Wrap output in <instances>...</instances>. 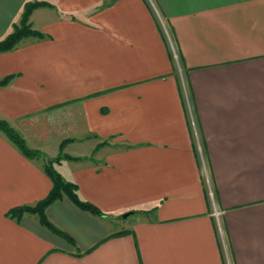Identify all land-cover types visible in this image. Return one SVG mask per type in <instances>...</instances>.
Masks as SVG:
<instances>
[{
	"label": "crops",
	"instance_id": "obj_1",
	"mask_svg": "<svg viewBox=\"0 0 264 264\" xmlns=\"http://www.w3.org/2000/svg\"><path fill=\"white\" fill-rule=\"evenodd\" d=\"M28 1L0 0V40ZM38 1L0 117L50 158L73 138L60 173L103 215L52 203L73 243L9 217L53 183L0 131V264H264V0H154L179 67L147 0Z\"/></svg>",
	"mask_w": 264,
	"mask_h": 264
},
{
	"label": "trees",
	"instance_id": "obj_2",
	"mask_svg": "<svg viewBox=\"0 0 264 264\" xmlns=\"http://www.w3.org/2000/svg\"><path fill=\"white\" fill-rule=\"evenodd\" d=\"M47 5L51 4L38 0L26 2L20 22L14 25L13 31L10 34L0 40V53L13 50L23 39L27 37L32 36L44 38L45 35L42 32L35 30L32 27L30 23V16L37 7ZM12 78L13 76H7L0 80V87L8 85ZM0 131L3 132L7 138L28 158H44V170L49 175L53 183L52 189L45 198L34 205L13 207L8 211L7 215L20 221L25 214H35L39 217V221L43 226L73 243V239L48 218L47 208L55 201L67 196L81 209L91 214L102 216L103 212L91 202L81 199L78 194V185L64 179L62 174L55 169V164L60 163L65 159H79L64 153L65 144L71 140L68 139L63 141L61 143L60 153L56 157L50 158L44 156L41 151L30 148L22 135L14 127H12L7 120L1 117Z\"/></svg>",
	"mask_w": 264,
	"mask_h": 264
},
{
	"label": "built area",
	"instance_id": "obj_3",
	"mask_svg": "<svg viewBox=\"0 0 264 264\" xmlns=\"http://www.w3.org/2000/svg\"><path fill=\"white\" fill-rule=\"evenodd\" d=\"M147 1L152 6L153 12L156 15V18L158 20L160 29H161L163 35L166 37V40L168 42L172 57H173L174 61L176 62L177 67H179L180 66V57H179L178 49H177L175 42H174V38H173L174 36H173L172 31H171L169 24H168V21L160 14L158 8L156 7L154 0H147ZM211 198L214 201L213 193L211 195ZM214 216L217 220L220 231H222L223 227H222V221H221V213L219 211H215Z\"/></svg>",
	"mask_w": 264,
	"mask_h": 264
},
{
	"label": "rangeland",
	"instance_id": "obj_4",
	"mask_svg": "<svg viewBox=\"0 0 264 264\" xmlns=\"http://www.w3.org/2000/svg\"><path fill=\"white\" fill-rule=\"evenodd\" d=\"M9 122V121H8ZM10 123V122H9ZM11 125V124H10ZM12 126V125H11ZM13 127V126H12ZM17 130V129H16ZM18 131V130H17ZM19 132V131H18ZM20 133V132H19ZM21 134V133H20ZM22 135V134H21ZM22 137H23V135H22ZM24 138V137H23ZM71 141H68L66 144H65V146L69 143V142H72V141H74V139L73 138H69ZM65 140H68V138L67 139H65ZM65 140H63V141H65ZM62 141V142H63ZM61 142V143H62ZM65 146H64V148H65ZM60 147H61V144H60ZM40 151V150H39ZM60 153V152H59ZM60 163H56L55 164V169L58 171V172H61L62 170H65V169H68V166L67 165H64V166H62V165H59ZM62 174V173H61ZM62 176H63V174H62ZM64 177V176H63ZM64 179H66L65 177H64ZM67 180V179H66ZM132 218H133V215L132 216H130V217H128V219H127V222H131L132 221Z\"/></svg>",
	"mask_w": 264,
	"mask_h": 264
},
{
	"label": "water",
	"instance_id": "obj_5",
	"mask_svg": "<svg viewBox=\"0 0 264 264\" xmlns=\"http://www.w3.org/2000/svg\"><path fill=\"white\" fill-rule=\"evenodd\" d=\"M130 213L131 212L123 214V217H125V218L128 217L130 215Z\"/></svg>",
	"mask_w": 264,
	"mask_h": 264
}]
</instances>
